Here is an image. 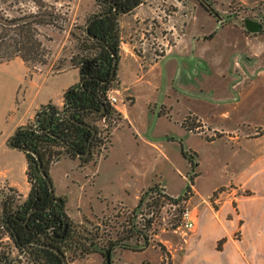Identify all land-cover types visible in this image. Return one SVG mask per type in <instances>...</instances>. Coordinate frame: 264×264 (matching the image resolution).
<instances>
[{
  "label": "flooded vegetation",
  "instance_id": "1",
  "mask_svg": "<svg viewBox=\"0 0 264 264\" xmlns=\"http://www.w3.org/2000/svg\"><path fill=\"white\" fill-rule=\"evenodd\" d=\"M70 1L63 0L66 12L57 9L67 21L71 17ZM83 3V24L71 26L68 22L67 27L51 31L55 37V32H72L74 28L79 32L81 40H77L83 52L76 57L75 82L63 93L62 107L51 102L41 106L30 123L21 125L30 129L17 130L19 126L6 140L9 149L20 151L25 158L26 191L17 194L8 185L12 189L0 201V231L6 236L0 239V264H82L89 255L100 257L102 264H107L108 258L109 264H119L116 258L134 259L136 254L153 246L159 228L172 229L171 225L179 221L180 204L190 197L193 185L196 158L188 151L182 154L190 163V173L186 175L189 183L181 195L171 197L163 188L154 187L144 193L136 207L115 204L110 213L94 220L73 219L70 191L63 186L60 192L51 174L61 158L77 161L84 171L89 163H99L107 155L112 135L124 121L107 96L114 92L118 107L120 64L128 49L142 64L152 65L173 56L176 44L193 31L191 28H196L203 32L204 40L210 41L214 52L219 49L216 47L219 40L225 41L223 38L227 36L235 38L234 49H228L232 61L229 78L235 83L254 81L251 75L261 69L256 67L252 71L247 59L251 39L264 36V17L252 8L223 10V0H162V4H156V0H83ZM233 44H224L220 49ZM221 55L218 57L225 59L226 54ZM178 63L182 67L185 60ZM194 69L199 68L194 65ZM182 125L191 134L206 136L203 125L192 115ZM72 126L87 130L88 137L74 133ZM49 138L57 145L49 143ZM23 149L37 153L40 162ZM171 203L175 206H169Z\"/></svg>",
  "mask_w": 264,
  "mask_h": 264
},
{
  "label": "crops",
  "instance_id": "2",
  "mask_svg": "<svg viewBox=\"0 0 264 264\" xmlns=\"http://www.w3.org/2000/svg\"><path fill=\"white\" fill-rule=\"evenodd\" d=\"M191 29L173 48V56L152 65L142 64L130 49L124 53L118 87V110L124 119L123 126L114 131L107 155L93 165L95 168L85 182L80 184L77 177L70 181L71 216L79 221L94 220L110 213L115 204L134 208L144 193L154 187L163 188L171 197L181 195L188 183L186 171L190 169L182 154L185 150L196 158L190 195V201L195 202L191 207L194 227L156 231L154 239L172 249L168 264H250V259L244 257V247L264 248V194L261 192L264 189V124L251 123L250 114L254 93L251 88L264 87V82L232 81L228 72L231 66H226L224 56L218 57L223 49L214 52L210 41L203 39V32ZM233 39L223 38L226 45L233 44ZM183 59L185 63L181 67L178 62ZM194 65L199 69H194ZM53 77L37 80V91ZM74 82L60 87L56 102L47 95L37 101L28 95L27 87L21 92L20 101L13 98L5 117L8 130L0 134V148L7 146L6 140L14 129L32 120L41 106L51 102L61 108L63 93ZM189 115L201 122L206 136L191 134L184 128L182 122ZM218 140L224 141V151L228 145L251 143L259 156L238 174L230 176L226 184H217L205 196L195 184L206 164L208 170L227 167V162L216 159L214 147ZM119 148L122 151L117 153ZM87 166L88 169L90 165ZM4 168L2 173L7 179L10 168ZM25 169L26 163L24 178ZM113 169H116L115 175H112ZM7 184L21 192L22 186L17 182ZM62 187L58 185L60 192ZM228 187L229 191L219 193L210 202L214 192ZM245 190L256 194L243 195ZM238 232L242 235L240 240L233 238ZM221 240L218 251L216 246ZM150 248L153 251L155 246L136 254L134 259L141 260L150 254Z\"/></svg>",
  "mask_w": 264,
  "mask_h": 264
},
{
  "label": "rangeland",
  "instance_id": "3",
  "mask_svg": "<svg viewBox=\"0 0 264 264\" xmlns=\"http://www.w3.org/2000/svg\"><path fill=\"white\" fill-rule=\"evenodd\" d=\"M44 3L54 5V7L61 12H66L67 4L63 2V0H42ZM65 1V0H64ZM162 0H156V4L161 3ZM169 2H173V0H168ZM223 10L226 9H242L245 8L247 10L254 9V13L260 14L264 17V0H223ZM52 3V4H51ZM70 11L71 17L68 19L69 23L72 25H80L83 24V15L85 12V3L83 0H71L70 2ZM162 4V3H161ZM24 7V6H22ZM61 18H67L64 14ZM207 19V16H204ZM70 26V28H71ZM72 28V32L70 31H58L55 32V37L53 41L49 44L50 52L48 55H44L45 64L40 62L34 63L33 61H29L25 63L21 58H14L9 62L0 63V134L4 133L8 130V123H6V115L8 107L11 105L12 100L16 102L22 99L21 92L25 90L27 87L28 95L30 94L32 97L41 100V97L44 95L50 96L52 100H56L60 97V87H63L65 84L71 83L76 78V71L73 70V66H75L77 60L76 57L81 55L82 49L80 47L79 32ZM225 31L224 29L222 32ZM221 39L220 37H217ZM81 40V39H79ZM226 41H220L217 48L222 47ZM228 46L224 50L219 51L220 54L225 55L226 64L229 65L231 61V57L228 56V49L232 50L233 47ZM223 49V48H222ZM221 55V56H222ZM247 59H250L251 70L253 71L256 67L261 68L260 70H256L254 74L251 75V80L262 81L264 82V36L251 39L250 42V53ZM232 62V61H231ZM248 62V61H247ZM65 71V72H63ZM63 72V73H62ZM61 73V74H58ZM56 75V76H55ZM50 78L45 86H42L37 91L38 82H41L42 79L47 77ZM215 77V76H214ZM217 78V77H216ZM216 80L212 78V80ZM37 80H39L37 82ZM30 81L33 83L30 84ZM37 82V83H36ZM36 83V84H35ZM253 90V94L251 96V108L250 114L252 121H258L260 124H264V87L251 88ZM27 95V96H28ZM260 113V114H259ZM32 120L28 121L30 123ZM25 123V124H27ZM23 123V125H25ZM263 129L262 127H258V130ZM5 136V135H4ZM195 141V137L191 138ZM224 141L218 140L215 143V156L219 161L227 162V167H217L216 170H208L206 164V168L202 170L201 175L197 178L196 184L199 190L203 195H207L211 192L212 188L217 184H226L228 180H230V176L233 174H238L242 169H244L250 163H253L254 160L259 156V152L255 151L251 143L247 145V143L240 142V145L234 144L233 146L228 145L226 151H224L225 146H223ZM213 149V150H214ZM122 151L120 148L117 150V153ZM125 151V149H123ZM126 158H124V161ZM96 161H92L89 163V168L87 167L84 171H81L77 161L61 158L58 162H56L55 166L52 169V176L57 184L61 186H67V192H72L73 189L70 188V181L72 178H76L80 184L85 182L87 176L91 170H94L97 163ZM25 158L20 151L9 149L7 146L3 145L0 148V201L2 200V196L5 193L11 191L12 188H9L8 182H17L22 186L21 192H25L26 184L25 178L23 175V167L25 166ZM207 163V162H206ZM95 165V166H93ZM219 166V165H218ZM4 167L10 168V175L5 179V175H3L2 171L5 170ZM120 170V169H119ZM116 169H113L112 175H115ZM190 173L186 171V173ZM86 177V178H85ZM189 183V182H188ZM188 183L183 186V191L188 186ZM114 188V187H113ZM16 191L14 188L12 191ZM229 191L228 188H220L216 192L211 195L210 202L213 201L214 198L218 196L221 192ZM17 194L20 193L16 191ZM264 194V189L261 191ZM256 194L251 190H245L243 195L250 196ZM192 195V194H190ZM112 205V203H111ZM195 205V202L190 201V207ZM167 222V221H166ZM255 235V234H254ZM241 233L238 232L233 235V238L236 240H240ZM6 238L4 234L0 231V239ZM162 238V237H161ZM253 237H251L252 240ZM4 240V239H3ZM153 246L155 249L153 251L150 248V254L145 255L141 260H136L130 258L128 260L127 257L122 256L116 261H119V264H168L169 261V250L172 251L169 247H165L159 239H154ZM209 246L210 245H206ZM245 253L244 257L249 258L250 264H264V248H256L254 246H246L244 247ZM153 254H155L156 259L153 260ZM160 257L161 260H160ZM82 264H102L101 258L96 255H89ZM117 264V263H116Z\"/></svg>",
  "mask_w": 264,
  "mask_h": 264
},
{
  "label": "trees",
  "instance_id": "4",
  "mask_svg": "<svg viewBox=\"0 0 264 264\" xmlns=\"http://www.w3.org/2000/svg\"><path fill=\"white\" fill-rule=\"evenodd\" d=\"M59 26L67 27L68 21L61 18L54 5L42 0H0V63L18 57L25 63L45 64L43 57L49 54V44L54 39L51 31ZM72 129L88 137L87 130L76 126ZM48 142L57 145L54 139L49 138ZM34 149L39 152L38 148ZM27 158L32 160L29 155ZM222 242L217 243L218 251Z\"/></svg>",
  "mask_w": 264,
  "mask_h": 264
},
{
  "label": "built area",
  "instance_id": "5",
  "mask_svg": "<svg viewBox=\"0 0 264 264\" xmlns=\"http://www.w3.org/2000/svg\"><path fill=\"white\" fill-rule=\"evenodd\" d=\"M108 102L109 104L117 111V96L114 92L108 93ZM180 201L177 203L179 204ZM167 205V204H165ZM169 206L174 207L175 205L171 203ZM172 228L180 229V230H191L194 227V219L192 215V208L190 207V197L188 199H183V202L180 204V213H179V221L171 225Z\"/></svg>",
  "mask_w": 264,
  "mask_h": 264
},
{
  "label": "water",
  "instance_id": "6",
  "mask_svg": "<svg viewBox=\"0 0 264 264\" xmlns=\"http://www.w3.org/2000/svg\"><path fill=\"white\" fill-rule=\"evenodd\" d=\"M203 4L205 6H207V8L210 10V12H212L214 15H217L216 12L213 10V8L208 5L207 3L203 2ZM31 127L29 126H21L19 127L17 130H21V129H30ZM25 152L31 153L32 155H34V157L40 162V158L38 156L37 153H35L34 151L30 150V149H23ZM41 166V165H40ZM107 264H109V258L107 259Z\"/></svg>",
  "mask_w": 264,
  "mask_h": 264
}]
</instances>
